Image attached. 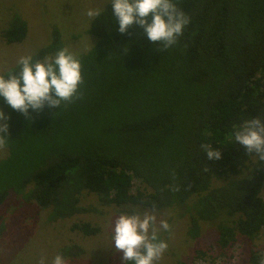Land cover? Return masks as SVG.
Here are the masks:
<instances>
[{
	"label": "trees",
	"instance_id": "1",
	"mask_svg": "<svg viewBox=\"0 0 264 264\" xmlns=\"http://www.w3.org/2000/svg\"><path fill=\"white\" fill-rule=\"evenodd\" d=\"M178 6L190 23L162 50L139 26L120 34L109 2L88 28L95 44L76 55L84 82L71 101L45 103L25 116L0 98L10 117L8 132H0L8 140L0 204L14 193L49 209L54 222L93 211L81 205L88 192L104 206L184 208L189 235L199 236L203 223L216 224L223 248L238 235L259 236L264 161L236 143L233 132L252 118L264 120V0H179ZM27 34V22L15 14L3 38L20 43ZM63 47L55 28L33 62ZM19 71L18 64L0 75ZM202 144L220 150L222 159L208 160ZM75 229L100 232L90 222ZM59 254L74 258L83 249L64 247ZM260 260L254 251L249 264Z\"/></svg>",
	"mask_w": 264,
	"mask_h": 264
},
{
	"label": "rangeland",
	"instance_id": "2",
	"mask_svg": "<svg viewBox=\"0 0 264 264\" xmlns=\"http://www.w3.org/2000/svg\"><path fill=\"white\" fill-rule=\"evenodd\" d=\"M110 0H0V74L18 65L23 56H33L52 40L55 28L61 32L65 47L74 55L88 52L95 44V38L88 33L91 20L86 15L89 9L101 11ZM20 15L28 25L24 41L9 44L3 38V31L12 17ZM6 117V112L3 108ZM6 120H0V125ZM1 132V131H0ZM8 150L0 148V160L6 158ZM229 176L213 181L220 186ZM81 205L93 211L73 217L49 220V209L41 208L35 202H25L11 193L0 204V264H52L54 257L64 247L79 246L83 254L65 258L67 264H123V253L115 250L112 239V224L121 213L132 214L133 210L143 213L152 209L142 207L104 206L98 195L85 192ZM157 226L160 220H167L171 231L160 230L158 235L169 247L156 264H249L252 252L264 258V230L255 239L238 235L227 248L219 244L216 224L203 223L197 237L188 233L190 215L184 208L155 210ZM90 222L100 228L95 236H86L75 229V225Z\"/></svg>",
	"mask_w": 264,
	"mask_h": 264
},
{
	"label": "clouds",
	"instance_id": "3",
	"mask_svg": "<svg viewBox=\"0 0 264 264\" xmlns=\"http://www.w3.org/2000/svg\"><path fill=\"white\" fill-rule=\"evenodd\" d=\"M110 4L120 34H126L133 25L139 26L151 43L163 44L162 50L175 45L190 23V18L178 6L179 0H110ZM86 15L95 18L100 11L89 9ZM18 64L19 72L9 73L7 77L0 75V98L25 116L30 109L39 112L45 103L58 107L61 101H71L84 82L81 60L68 47L36 62L31 56L20 57ZM0 120H10V117H5L4 111L0 110ZM8 129L7 123L0 125V131L8 132ZM233 135L235 142L247 153H254L264 161V120L252 118L235 128ZM7 142L0 137V148H4ZM201 147L208 160L222 159L220 150L209 144ZM161 229L168 232L171 226L167 220H160L157 226L155 207L151 211L133 210L132 214L121 213L116 217L112 224V239L116 252L123 253V264H156L169 247L158 235ZM40 264H45L44 258ZM52 264H67V261L62 254H57ZM260 264H264V258Z\"/></svg>",
	"mask_w": 264,
	"mask_h": 264
}]
</instances>
